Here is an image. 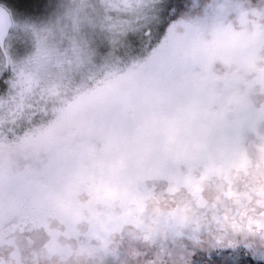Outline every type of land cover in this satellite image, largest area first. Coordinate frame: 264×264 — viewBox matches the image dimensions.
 Instances as JSON below:
<instances>
[{"label":"snow or ice","instance_id":"obj_1","mask_svg":"<svg viewBox=\"0 0 264 264\" xmlns=\"http://www.w3.org/2000/svg\"><path fill=\"white\" fill-rule=\"evenodd\" d=\"M0 264H264V0H0Z\"/></svg>","mask_w":264,"mask_h":264},{"label":"clouds","instance_id":"obj_2","mask_svg":"<svg viewBox=\"0 0 264 264\" xmlns=\"http://www.w3.org/2000/svg\"><path fill=\"white\" fill-rule=\"evenodd\" d=\"M105 0H90V3L97 4V5H103ZM113 3H115L121 12H125L130 10L132 8L139 7L142 4H149L152 3V0H112Z\"/></svg>","mask_w":264,"mask_h":264},{"label":"rangeland","instance_id":"obj_3","mask_svg":"<svg viewBox=\"0 0 264 264\" xmlns=\"http://www.w3.org/2000/svg\"><path fill=\"white\" fill-rule=\"evenodd\" d=\"M131 34L133 36H137V33H135V32H133ZM203 54L204 55H210L211 53L207 49H205L204 52H203ZM250 158L254 159V156H251V154H250ZM252 178H253L252 173H251V171H249L248 174H247V179L248 180H251ZM240 179H241V183L239 185V191L244 192L245 191V186H244V183H243V176ZM222 180H223V178H219L217 180V183L222 182Z\"/></svg>","mask_w":264,"mask_h":264},{"label":"trees","instance_id":"obj_4","mask_svg":"<svg viewBox=\"0 0 264 264\" xmlns=\"http://www.w3.org/2000/svg\"><path fill=\"white\" fill-rule=\"evenodd\" d=\"M152 2H155V0H152ZM137 28L142 29L143 28V22H141L140 25H135ZM136 33V32H135ZM132 35V34H131ZM136 38L139 40L141 37L137 34Z\"/></svg>","mask_w":264,"mask_h":264}]
</instances>
